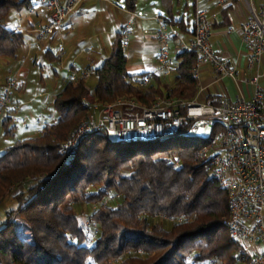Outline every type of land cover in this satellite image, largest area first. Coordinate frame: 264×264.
<instances>
[{
    "label": "trees",
    "instance_id": "16d2710c",
    "mask_svg": "<svg viewBox=\"0 0 264 264\" xmlns=\"http://www.w3.org/2000/svg\"><path fill=\"white\" fill-rule=\"evenodd\" d=\"M30 3L0 0V57H16L24 45L23 34L4 22ZM137 3L125 0V7L135 11ZM197 56L196 51L179 53L175 84L168 92L161 86L142 89L128 73L119 32L110 56L95 70L94 94L87 80L64 86L55 98L57 121L0 154V204L14 187L24 188L14 196L17 208L0 224V264H86L90 259L106 264L136 250L144 255L132 253L117 264H184L189 256L232 264L236 246L227 225L228 193L205 172L199 159L206 141L177 135L157 142L125 143L98 133L80 143L73 164L61 152L88 117L86 102L107 104L131 98L150 105L158 98H196ZM191 126L185 125L183 131ZM107 191L120 194V201L107 207L102 204L96 211L100 236L88 251L75 206L99 201ZM161 216L188 220L169 223Z\"/></svg>",
    "mask_w": 264,
    "mask_h": 264
},
{
    "label": "built area",
    "instance_id": "2783aa9c",
    "mask_svg": "<svg viewBox=\"0 0 264 264\" xmlns=\"http://www.w3.org/2000/svg\"><path fill=\"white\" fill-rule=\"evenodd\" d=\"M30 2H38L49 14V21L34 29L39 41L45 42L62 29L68 17L81 7L84 0ZM261 2L259 10L251 8L250 18L241 28L248 49L247 67L254 71L250 78H242L243 82L254 87L250 98L241 94L231 99L225 94H216L206 102L196 98L189 101L158 98L150 105L131 98L107 104L86 102L88 117L80 122L61 149L62 154L73 164L80 143L91 134L104 133L125 143L157 142L177 135L184 138L198 137L206 141L199 150V159L205 172L228 193L230 216L227 225L231 241L236 246L232 264H264V87L261 83L264 77V0ZM157 19L159 24L153 35L159 43L158 63L161 74L168 76L178 71V61L171 54V44L175 40L182 51L197 52L193 75L198 80V86L200 71L205 66L215 70L218 80L225 77L236 82L240 80L241 72L213 47L212 25L205 11L198 10L195 13L193 36L189 42L182 37L180 27L173 19L164 16ZM131 26L129 22L120 31L124 47L130 42ZM12 29L22 34L29 31L20 25ZM93 73L90 68L75 67L65 82L87 80ZM153 77L152 74H146L137 85L148 89ZM18 86L17 74L11 75L0 86V124L5 110L13 105V93ZM92 110L97 111V117L90 113ZM189 123H192L190 129L183 131ZM206 131L209 135L205 137L201 133ZM119 197L120 194L107 191L100 202L92 205L89 214L79 216L84 227L83 244L88 251H92L100 236L96 211L102 204L106 207L113 205ZM160 220L181 223L188 219L185 216H161ZM132 253L144 255L142 250L127 251L106 264H117ZM227 263L218 258L198 261L189 256L184 264ZM86 264L100 263L90 259Z\"/></svg>",
    "mask_w": 264,
    "mask_h": 264
},
{
    "label": "crops",
    "instance_id": "0c3cea01",
    "mask_svg": "<svg viewBox=\"0 0 264 264\" xmlns=\"http://www.w3.org/2000/svg\"><path fill=\"white\" fill-rule=\"evenodd\" d=\"M261 3V0H138L136 10L130 11L125 7V0H84L62 29L45 42L39 41L34 31L49 21V14L42 5L31 2L30 6L13 11L4 24L9 29L20 25L29 31L23 33L25 43L16 57H0V86L13 74H17L19 82L13 93V105L5 110L0 124V138H12L5 149L19 140L38 136L46 126L57 121L55 98L67 84L66 77L73 68L93 70L87 83L94 94L98 84L95 70L110 56L116 36L129 22L132 23L130 42L125 50L131 80L137 84L142 76L152 74L151 86H161L168 92L175 84L176 73L165 76L159 71V43L153 35L159 24L157 18L173 19L182 37L189 42L195 13L205 11L212 25L213 47L241 75L238 82L227 77L218 80L211 66L203 67L196 99L206 102L216 94H225L231 99L241 94L250 98L254 87L242 78H250L254 71L247 67L248 49L241 28L250 18L251 8L259 10ZM181 51L176 41H172L171 54L177 61ZM261 83L264 87V77ZM27 89L34 91L32 97H26ZM37 99H41L38 105L33 104ZM90 113L94 117L98 115L96 110ZM20 125L25 126L23 131L19 130ZM9 129L12 135L6 134Z\"/></svg>",
    "mask_w": 264,
    "mask_h": 264
},
{
    "label": "rangeland",
    "instance_id": "374dc122",
    "mask_svg": "<svg viewBox=\"0 0 264 264\" xmlns=\"http://www.w3.org/2000/svg\"><path fill=\"white\" fill-rule=\"evenodd\" d=\"M108 30H109L108 33L111 35L112 34L111 27H109ZM104 36H106V35H104ZM25 91H26L25 92L26 97H32L34 95V91L32 89H29V90L27 89ZM39 100H41V99L35 100L33 104L38 105ZM29 107L31 109L32 106L29 104ZM18 128H19V130L21 129L23 131V128H25V126H21L20 125ZM22 131H20V132H22ZM201 134H203L206 137V136L209 135V132L206 131V132H203ZM111 138L113 140H116L114 137H111ZM11 139L8 138V140H6L4 137L0 138V154L5 151V147L10 145ZM23 190H24L23 187H15L14 189H12V192H10V195L3 201V203L0 204V224H2L3 222L6 221L8 213L12 209L17 208L18 201H17V199L14 196L17 195V194H20ZM100 201L101 200L94 201V202H89V203L88 202H83L81 204L80 203L76 204L75 207H76V212H77L78 219H79V216L82 215V214H89L91 212V210L93 209L92 205H94L95 203L100 202ZM119 201L120 200L118 199L117 201L114 202L113 205L118 204ZM15 217H16V215L13 216L12 220L16 219Z\"/></svg>",
    "mask_w": 264,
    "mask_h": 264
}]
</instances>
